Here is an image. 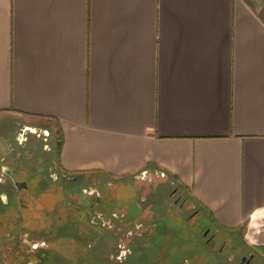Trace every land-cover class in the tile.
Here are the masks:
<instances>
[{
  "label": "crops",
  "instance_id": "crops-1",
  "mask_svg": "<svg viewBox=\"0 0 264 264\" xmlns=\"http://www.w3.org/2000/svg\"><path fill=\"white\" fill-rule=\"evenodd\" d=\"M6 115L55 126L65 172L162 179L264 254V0H0Z\"/></svg>",
  "mask_w": 264,
  "mask_h": 264
},
{
  "label": "flooded vegetation",
  "instance_id": "flooded-vegetation-1",
  "mask_svg": "<svg viewBox=\"0 0 264 264\" xmlns=\"http://www.w3.org/2000/svg\"><path fill=\"white\" fill-rule=\"evenodd\" d=\"M17 141L18 138L12 133L5 141L9 145L8 151L0 150V264H66L68 255L79 258L80 262L76 264H83L80 251L76 248L68 251L62 237L67 228L64 221L65 198L69 197L75 206H85L90 213L99 210L97 205L100 200L92 199L84 205L75 200L73 194L82 190L81 176L70 177L60 166L57 168L50 159L51 148L47 149V158L41 151L36 152L42 148L31 139L25 137L21 142ZM11 142L26 149L21 156ZM36 154L42 157L39 166L33 164ZM51 160L53 168L50 166ZM66 182L70 183L68 188ZM108 189H104L101 201L105 195H110L111 189ZM187 217L188 224L192 225L199 219L197 212ZM87 221L92 226L98 223L91 215ZM118 223L138 225L137 228L144 229L146 233L143 231L135 235L121 249L120 241L113 243L116 252L112 258L101 260V264H217L215 261L219 257L227 260V263L219 264H264L263 253L245 244L240 237L228 240L229 235L222 234L221 228L216 225L211 228L199 222L196 229L201 238L199 245L192 239H185L175 248L174 257L167 260L168 253L162 243L165 241L169 244L171 240H159L155 234L151 236L152 230L157 227L156 217L149 221L136 217ZM76 234H80V231L77 230ZM92 257L90 261L98 260L97 256ZM86 263L89 264L88 261Z\"/></svg>",
  "mask_w": 264,
  "mask_h": 264
},
{
  "label": "rangeland",
  "instance_id": "rangeland-1",
  "mask_svg": "<svg viewBox=\"0 0 264 264\" xmlns=\"http://www.w3.org/2000/svg\"><path fill=\"white\" fill-rule=\"evenodd\" d=\"M4 117L5 118L0 121V150H4L5 152L8 151L9 145H7L5 141L6 137H10L12 133L18 138L17 142H21L23 138L27 137L28 139H31L33 143H36L37 146L42 148L36 152L38 153L41 151L42 155L47 158L49 156L47 149L51 148L50 159H53L57 168L59 167L57 161L58 157H56L59 135L55 126H51L42 120L35 122H39V124L45 125L47 128H43V126L25 127L21 120L22 117L20 116L6 115ZM26 128L35 131V133L29 132L30 130ZM11 143L14 145L13 147L19 156H21V153L26 150H23L18 143ZM41 158V155H35L34 166L41 165ZM50 166H52V168L54 167V165H52V160ZM67 175L70 177L81 176L80 183L82 190L73 194V198L81 202L83 205L87 204L92 199H95L96 201L100 200L97 208L104 213V215L100 214L99 210L90 213L85 206H75L69 197L65 198L67 206L66 210H64V221L67 228L62 237L65 238L68 251H70V249L75 250V248L80 251L83 264L87 261L89 264H101V260L112 258L113 254L116 252V245H113V243L115 244V242L120 241L121 249V247L133 239L135 235L141 234V232L144 231L142 228L138 229V225L135 226L130 223L123 225L116 222V220L131 221L135 219L142 209L139 203V197L141 195L145 196L147 193L151 194L150 199L153 200L152 210L157 211V227L152 230L151 236H154L155 234L159 240H171L169 244H166L165 241L162 243V247L168 253L169 258H166L167 260L170 259V257H174L175 248H177L178 244L180 245L181 241L185 239H192L199 245L201 238L196 230L199 222L208 224L211 228L215 227V224L211 221L209 216L202 210H199L197 213L199 218L198 222L194 225L188 224L187 216L196 215L197 206L191 201L185 199L182 200L181 196H177L178 193L172 192L173 190H171L169 184H166L162 179H156L155 181L152 180L150 185H147L145 180L140 182L139 179L135 184L130 180L116 179L109 182L108 178L95 173H68ZM69 184V182H66V188L69 187ZM100 186H103V188H100ZM108 188L111 189L109 194H112V196L105 195L104 200L101 201L104 197L103 191L106 189L109 190ZM150 189H152V192H150ZM149 194H147L148 197ZM114 209H117L118 211L125 210L126 212L124 216L113 218L114 222H110L108 221L109 218L105 215L110 214ZM89 215L97 220L98 223L93 224V226L88 223L87 218ZM77 230L80 231V234H76ZM220 231L222 234L226 233L229 235L228 240H230L231 237H233V239L239 238V232L233 233L226 231L223 228H221ZM215 247H218V245H215ZM118 248L119 247L117 246V249ZM153 249L155 248H152V250ZM73 256H67V259L65 260L66 264H76V262H80L78 257L76 258ZM92 256H97L98 260H91V262L90 258ZM262 260L264 261V258H262ZM215 263H227V260L219 257Z\"/></svg>",
  "mask_w": 264,
  "mask_h": 264
},
{
  "label": "trees",
  "instance_id": "trees-1",
  "mask_svg": "<svg viewBox=\"0 0 264 264\" xmlns=\"http://www.w3.org/2000/svg\"><path fill=\"white\" fill-rule=\"evenodd\" d=\"M57 132H58V135H59V142H58V144H57V155L59 156V151H60V147H61V135H60L59 130H57ZM57 160H58V159H57ZM260 250H261L262 252H264V247H261Z\"/></svg>",
  "mask_w": 264,
  "mask_h": 264
}]
</instances>
